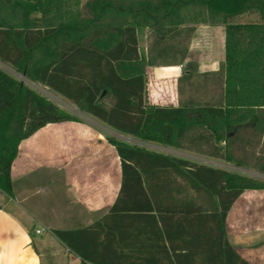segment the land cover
<instances>
[{"label": "trees", "instance_id": "1", "mask_svg": "<svg viewBox=\"0 0 264 264\" xmlns=\"http://www.w3.org/2000/svg\"><path fill=\"white\" fill-rule=\"evenodd\" d=\"M244 16L257 21L239 23ZM199 24L225 28L217 71L199 73L186 62ZM147 30L153 40L142 51ZM0 62L143 144L240 167L249 166L250 150L264 151V0H0ZM185 63L177 81L185 100L150 104L146 69ZM77 121L0 68V191L13 195L22 141L49 124ZM108 141L122 165L115 202L90 226L52 232L79 264H249L228 239L227 219L264 181ZM256 160L264 173V157Z\"/></svg>", "mask_w": 264, "mask_h": 264}, {"label": "crops", "instance_id": "2", "mask_svg": "<svg viewBox=\"0 0 264 264\" xmlns=\"http://www.w3.org/2000/svg\"><path fill=\"white\" fill-rule=\"evenodd\" d=\"M204 26L196 33H209L213 42L218 39L220 57L218 61L208 58L197 64L193 62L199 73L217 71L225 60V28ZM194 45L189 53L196 49L192 48L196 47ZM186 62L192 61L188 58ZM187 63L179 67H159L156 77H161L163 85L170 83L174 90L187 70ZM0 68L31 87L25 76L10 67V71ZM21 76L24 79H20ZM43 88L54 97L50 100L62 108L67 105L70 108L67 110L79 121L49 124L21 142L12 166L13 195L6 204H0V264H54L55 248L61 252L62 264H79L80 259L70 254L52 232L95 223L108 213L121 188V160L108 141L107 129L116 131L102 123L104 128H100L94 124L99 121L80 112L64 97L66 102L56 97L57 93L53 90L54 94L51 93L50 88ZM171 101L174 105L177 103L176 98ZM34 171L44 172L46 184L35 186V196L42 195L33 201L30 197L33 182L27 175L36 173ZM21 189L28 192L26 197ZM37 214L43 215V220ZM227 233L231 245L245 261L264 264V190L245 191L235 202L228 215Z\"/></svg>", "mask_w": 264, "mask_h": 264}, {"label": "rangeland", "instance_id": "3", "mask_svg": "<svg viewBox=\"0 0 264 264\" xmlns=\"http://www.w3.org/2000/svg\"><path fill=\"white\" fill-rule=\"evenodd\" d=\"M87 0H81V5L84 6L86 4ZM239 23H250V22H256L257 19L253 16H244L240 19L237 20ZM204 25L206 24H199L196 26V31L198 28L201 27H205ZM218 37V36H217ZM211 39V35H209V33L207 32H202L200 34H197L195 32L191 42H190V46L189 48H191V46H193V44H195L194 46L196 47H192V48H196L195 50L191 51V53L188 54V58H190V60L192 62H195L196 64L204 59H211V60H215L218 61L219 57H220V43L217 40H215L214 42ZM152 35L150 33V31H146L145 34L141 37V42H140V48L143 51H147L148 48L150 47V44L152 43ZM214 59H213V58ZM165 68V67H163ZM159 67L157 68H152V67H148L146 69V73H147V98H148V102L150 104H154V105H159V106H163V105H171L172 103V98H176V102L175 106L178 105L179 101L181 100H185L186 96L188 95H179V91H178V85L177 83L174 86V90H173V86L171 87L170 83H166L163 85L161 83V77H156L159 72ZM199 72V70H198ZM159 76V75H158ZM25 82V81H24ZM31 81H28L27 83H29L28 85H31V88L38 91L40 94L48 97L50 99V97L52 99H54V97H52L51 95H49L45 90H44V86L38 85V84H34V83H30ZM51 93L52 90H49ZM174 91V92H173ZM54 94V93H53ZM56 97H58L59 99H61L62 101L66 102V100L64 98H62V96H59L60 94H54ZM51 99V100H52ZM174 105V104H173ZM63 108L70 109L67 105H62ZM72 111H75L74 113H76L78 116H82L81 114H79L78 111L74 110V108H71ZM83 118V116H82ZM95 125L99 126L100 128H104V125H102L101 123L97 122L94 123ZM107 133L110 137H115L119 140H127L130 142H134L137 144H141L144 145L146 147H150L151 149H155L157 151H162L165 152L167 154L170 155H175V156H179V157H183V158H188L189 160L192 161H196L199 163H203V164H207V165H211L217 168H221V169H225L228 170L230 172H236L238 174L244 175L246 177L252 178V179H256V180H261L264 181V173L259 169V167L257 166V160L256 158L259 157L260 155L264 157V151L260 150V149H256V150H250L252 153L251 155H247L245 156V158L247 159V162H249V166H237L235 164L232 163H227L224 160L221 159H215L209 156H205L202 154H198L195 152H191V151H185V150H175V149H171V148H164L162 146L156 145V144H143L140 141H138L137 139H133L130 137H125L122 136L121 134H118L116 132L110 131L107 129ZM223 146V145H222ZM249 151V152H250ZM36 173L32 174V175H27V178H32L31 181L33 182L30 186H31V190L32 191V195H30L31 200H35L40 194L42 195V193H40L38 196H35V186L40 185L39 187H42L43 185L46 184V182H44V172L42 173V171H34ZM26 186V185H25ZM22 195L24 197L27 196L28 192H26V190L24 189L22 191ZM0 195L2 197H0V204H6V202L9 200V196L7 197V195H5L3 192L0 191ZM41 197V196H40ZM39 197V198H40ZM39 200V199H38ZM41 202H42V198H41ZM36 212V211H35ZM37 217L40 218L41 220H43V215H38ZM55 217V216H54ZM58 217V216H57ZM56 218V217H55ZM48 239V238H46ZM59 248H55L56 250V254L54 255V264H62L60 261L61 259L59 258L61 254Z\"/></svg>", "mask_w": 264, "mask_h": 264}, {"label": "built area", "instance_id": "4", "mask_svg": "<svg viewBox=\"0 0 264 264\" xmlns=\"http://www.w3.org/2000/svg\"><path fill=\"white\" fill-rule=\"evenodd\" d=\"M0 66L3 67L4 69H7V71H10L9 68L7 66H5L4 64H2L1 62H0ZM20 79H24V78H22V76H21ZM148 148H150V147H148ZM37 233L40 234L41 231H37Z\"/></svg>", "mask_w": 264, "mask_h": 264}]
</instances>
